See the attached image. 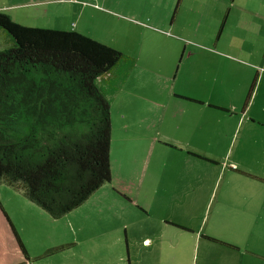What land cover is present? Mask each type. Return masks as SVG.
<instances>
[{"label":"crops","instance_id":"0c3cea01","mask_svg":"<svg viewBox=\"0 0 264 264\" xmlns=\"http://www.w3.org/2000/svg\"><path fill=\"white\" fill-rule=\"evenodd\" d=\"M44 1L65 3L26 0L18 5ZM94 5L89 7L99 11L101 5ZM192 6L189 12L209 15L216 26L207 28L204 20L195 23L189 18L180 24L166 18L152 23L129 8L125 13L130 23L144 29L139 45L128 51L114 40H100L127 50L137 62L116 92L114 75L102 83L112 108V179L94 193L108 183L142 207L139 227L127 230L129 264H264V169L256 163L264 161V148L258 144L264 131L249 129L256 123L264 126L260 85L250 88L242 107L212 99L229 87L228 57L220 47L224 18L237 12L236 33L251 30L253 24L264 27V0H254L251 8L239 0H205V5L198 1ZM147 31L156 33L155 41L146 38ZM186 56L191 72L180 76L184 63L175 60ZM121 70L119 66L115 73ZM128 168L135 170L134 178H129ZM124 176L129 181H122ZM18 199L20 215L11 213L0 198V264H42L39 250L45 243L29 226L34 214L46 219L50 214L21 193ZM47 262L43 264H51Z\"/></svg>","mask_w":264,"mask_h":264},{"label":"trees","instance_id":"16d2710c","mask_svg":"<svg viewBox=\"0 0 264 264\" xmlns=\"http://www.w3.org/2000/svg\"><path fill=\"white\" fill-rule=\"evenodd\" d=\"M0 26L13 37L0 49V182L61 218L112 179L102 83L114 75L116 92L137 59L77 29L25 25L4 11Z\"/></svg>","mask_w":264,"mask_h":264},{"label":"rangeland","instance_id":"374dc122","mask_svg":"<svg viewBox=\"0 0 264 264\" xmlns=\"http://www.w3.org/2000/svg\"><path fill=\"white\" fill-rule=\"evenodd\" d=\"M21 1L26 0H0V11L12 15L14 20L25 25L59 29L74 28L105 42L114 40L115 45L127 47L128 51L139 45L138 38H140L141 31L144 30L130 23L128 18L131 16L125 13L129 8L137 9L139 17L142 14L143 19L152 23H158L154 21L155 18L160 20L166 18L168 22L180 24L189 18L191 22L195 21V23L204 20L207 28H211L212 25L216 26V23L211 22V25L208 21L209 15L204 16L201 11L189 12L188 10L193 7V2L196 4L201 1L205 5V0H185L183 5L182 0H176L174 3L172 0H65V3L44 1L40 4L18 5ZM253 1L239 0V2H244V6L248 8H251L250 4ZM94 2L101 5V7H96L97 10L100 9L99 11H95V7H89L95 6ZM237 2L238 0H235V3ZM83 5L88 6L84 13L80 11ZM181 7L183 9L180 12ZM101 10H111L118 15L114 16ZM236 13V11L231 12L229 18L228 16L224 18L225 23L222 27L224 32L220 43L222 51L228 57L225 58V62L226 67L230 68L226 75L229 87L220 94H214L215 98L212 97V99L223 103L228 102L230 105L236 103L242 107L246 103L250 88L255 84L260 85L261 90L258 101L264 102V27L253 24L251 30L245 27L236 33L233 25V15ZM245 13L249 16L252 15L247 10ZM206 27H203L204 30L207 29ZM190 32L186 34L190 35ZM155 34L152 31H147L145 36L153 39ZM184 39L185 42L190 43V40ZM153 40L155 41V39ZM194 43L190 44L194 46ZM12 44L13 37L0 26V49ZM149 45L151 44L149 43ZM183 46L184 43H182ZM123 51L128 52L127 50ZM146 59L147 57H144L142 61H146ZM175 61L184 63L180 76L190 74L191 60L189 56H186L184 60L179 57ZM138 85L140 86V84ZM239 111L241 113V108ZM245 126V130H247V123ZM249 129L261 133L264 131V126L263 123H256L254 129L251 127ZM258 144L264 148L263 136ZM137 163L140 165V161ZM256 163L259 165L258 168L264 169V161ZM128 176L134 178L135 170L128 168ZM122 181H129V179L124 176ZM101 189L105 190L94 193L83 204L61 218H53L48 215L50 219H46L40 213L34 214L32 227L29 226V230H36V236L40 242L43 240L45 243V246L39 250L42 257L38 262L41 263L42 260L43 264L45 260L51 264H129L127 234L128 231L131 232L132 229L139 227L142 220V207L133 198L119 190L120 188L107 183ZM20 193L29 199L17 188L0 182V198L5 207L13 214L20 215L22 207L18 199ZM138 194L139 192L136 193V195ZM37 206L39 205L37 204ZM118 250L119 253L116 256ZM120 254L123 256L122 261L118 260ZM112 258L111 262L108 261Z\"/></svg>","mask_w":264,"mask_h":264}]
</instances>
